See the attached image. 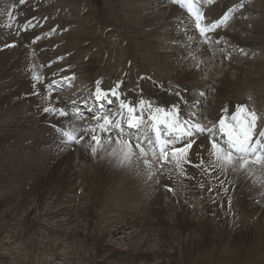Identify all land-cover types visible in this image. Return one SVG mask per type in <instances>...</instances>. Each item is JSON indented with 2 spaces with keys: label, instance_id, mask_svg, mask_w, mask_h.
<instances>
[{
  "label": "bare ground",
  "instance_id": "bare-ground-1",
  "mask_svg": "<svg viewBox=\"0 0 264 264\" xmlns=\"http://www.w3.org/2000/svg\"><path fill=\"white\" fill-rule=\"evenodd\" d=\"M46 1L47 0H29L27 3L29 5H20V11L23 12L24 10L43 6V3ZM235 1L236 0L218 1L220 5L217 4V2L214 3L211 6L212 17H217L224 8ZM68 6L69 4H63L58 7V11H68L70 9ZM45 8L47 7L43 6L42 11L30 12V15L25 18L24 22L29 21V25H31L38 19L49 16L44 11ZM176 11H178L177 6L168 5L164 14L162 10L159 12H148L142 17V28L149 29V32H151V30L157 31L158 29H164V31H166V28L170 27V23H172L174 19L180 18V15ZM41 12L43 13V17H36V15ZM159 18L160 22L158 23L160 24L156 23V20ZM77 21L81 23L80 20ZM57 26L59 31L62 25ZM237 28H240V30L236 31ZM85 29L87 30V28ZM232 29H222L218 32L222 42L216 45V49L223 47L225 43L229 44V41L242 42L245 47H262L263 42L260 41L255 43L256 40H248V43H246L247 40L242 36V33L248 30L238 23L233 24ZM33 30L36 32L34 38L43 31V29ZM12 38V35L0 32V83L1 80L5 81L8 78H10L7 84L9 87L14 85L15 81L19 83L14 90L10 89L5 91L6 94L0 90V116H2V113L10 111L11 107L18 109L23 106L24 108L20 121L14 120L11 121L12 124H10V122L0 119V123L2 122L0 124V130L8 127V130L14 133H25L27 135L29 133L27 130L36 129L34 127L35 125L43 124L46 120L55 123H66L68 117L45 113L43 111L45 107H55L66 111V102L61 104L59 101L63 99H60V95L58 98V96L56 97V95L44 90L41 85L29 82L31 77L42 75L43 72L40 69H34L33 61L30 62L28 59L24 58L23 53H27V51H25L27 45L23 42L21 44L14 42ZM45 40L49 39L43 38L41 41ZM96 40L99 43L102 41V39ZM200 41L201 39L198 36L192 40V42L197 43L199 54L202 53L201 55L203 58L197 57L199 55L194 52L190 55H182L184 62L182 61V64H179L181 66H177L178 68H182L179 69L180 72L167 75L170 77L168 80H172V84L168 85L167 81L161 83L164 88L167 87L169 89V94L164 93L165 91L161 93L160 88H155L152 84L148 83L147 79H139V76H132V73L129 75V83L136 87V90H133L131 93L132 96L144 95L160 103H169L175 99L173 94L178 87L183 88V90L186 88L192 89L193 86L190 84V81L199 83L197 81V76L200 75L199 73H203V71L207 70L210 76L203 74L208 78L200 82L202 84H199V87L196 86V88L204 89L206 87H216L218 90H222V88L226 89L232 87L235 82L233 81L234 78L228 71L229 69L226 70L227 68L234 67L232 59H228V56L219 51L212 54V52L208 51L206 45ZM47 43V47L44 50L46 57L42 63L47 65L46 74L48 76L51 77L59 74L74 75L76 72H82L87 75L88 86H93L98 78H104L98 71V65L91 58L76 66L73 65V67L59 65L61 63H54L62 56L52 53L54 45L49 42ZM18 51H21L24 60H17V58L14 57L15 53ZM169 54V57L173 56ZM158 58L162 61L161 66L166 68L167 65L163 64V59L160 56ZM193 58H197V60H193ZM188 59L190 63L194 64V68L187 69L189 72L184 71L183 67L186 68L185 65L182 66ZM52 62L53 65H49ZM225 63H227L226 68L219 65H224ZM138 65L140 66V63H138ZM213 65L219 66V68L217 67L218 70L216 67L213 68ZM135 68L136 67L133 69ZM237 71L236 69L235 72ZM26 72L28 73V80L22 78ZM15 73H17L18 76L12 81V76ZM22 73L23 75L21 76ZM241 74H237L235 78L237 79V86L235 87L238 91L237 94L244 91V89L251 91L250 89L253 88L258 92L259 89L257 87L259 85L263 92L262 94H264V88L261 87L259 80H242L240 79L242 76ZM121 75L122 74H120V76ZM113 77H116V71L112 74V78ZM249 84H255L256 86L249 87ZM63 94L69 95L70 93ZM262 94L259 93L258 96L264 100ZM255 97L257 96L255 95ZM221 98H223V96ZM241 98L240 96L239 101H241ZM29 101L39 105L40 110L36 106H31V111L27 113L25 104H28ZM40 101H45L46 106L40 104ZM218 101L220 104L210 110L212 114L210 121H215L220 117V109H234L235 102H232L231 99H218ZM209 103L216 104L214 100L211 102L209 100ZM262 107H264V105H262ZM36 116H38L40 120H43L40 122L36 121L34 119ZM43 130L50 132L52 129L51 127L44 128L40 125L39 131L42 132ZM3 133L6 135L2 136ZM9 134L10 133H7L6 130L0 133V156H10L11 154L8 148L14 144V141L11 140L12 135ZM41 136L45 138L44 134H41ZM101 142L103 147H98L95 155L92 154L88 146L89 143H91V137L85 136L81 143L71 146L49 145L50 148L47 146L49 151L47 150L48 152H46L44 150L46 154H44L43 151L42 154L44 159L42 160L37 159V161L33 163L30 162L31 159L30 161H20L18 166L19 172L17 171L18 173L15 174L21 181L20 189H23V196L3 201L6 197L9 198L13 196L14 198L18 196V194L14 193L16 192L15 190L7 194L6 197L0 201V242L10 228L16 225V221L18 220L22 222V229L26 232L36 230L39 234H42L41 219L46 216L56 215L53 211L47 213L44 212V210L54 208L55 204L61 203L60 214L68 217L70 224L71 220H73V223L76 225L71 231H64L63 229L54 231L58 234L57 239H60V241H47L45 245L39 248L41 253L50 252L52 256L54 255L56 258H60L61 251L65 250L68 246L71 248L72 245L75 244L74 242L77 241L81 246L93 244L92 242H94V248L88 251L90 255L86 256L83 255L84 253L82 254V256H85L82 259H85V262L87 261L85 264H133V261L142 260L148 262L154 258L164 259L160 264H172L174 262V255L167 252L168 248L175 249L176 252L180 249L178 252L180 254L178 264H186V262L191 260L198 252L219 245H224V247L225 245L231 246L232 244L238 246L250 245V247H264V179L250 178L249 174L244 171L237 174L233 173L231 170L220 171L219 169L212 168L210 166L209 155L211 147L210 141L201 138L195 141L189 149L191 150L187 153V161L189 162L183 165V172L169 165L173 170L180 171L183 177V180H181L177 175H171L170 180L166 181V186H172L173 191L170 192L167 190V187L163 184V182L168 179V175H165V171H163L162 175L163 181H157L160 184L155 185L152 175L143 169L145 176L140 178V181L136 184L137 190L141 189V192L149 194L150 196L146 195L148 197L147 203L139 205L137 207L138 209L135 210L137 211L135 214H138L139 219L142 221V227L140 229L137 228V239L130 242L126 249H118L111 240H108L110 235L108 233L103 234L105 230H100L103 234L100 235L99 230L96 229L95 222L98 219V215L95 207L101 200H103V203L113 201V199L111 200L110 192L105 195L106 187L104 183L108 184L118 173L134 165L121 164L120 160L122 159V153H118V150L116 152L112 143L110 144L105 141ZM200 146H202L201 149H199ZM113 152H115V154H112ZM10 158L12 161L14 156L11 154ZM9 167L10 165L5 167V170ZM257 176H264V173L258 172ZM123 179L122 177L119 178L120 181ZM6 182L10 184L11 181H5V179L2 181V183ZM136 182L137 181L132 182L129 179L127 180V184H125L130 188L134 186L133 184ZM255 182L260 183L259 185H254ZM140 185L142 188H140ZM1 186H4V184ZM112 189L113 188H111V190ZM77 191H82L86 194L89 198V202L86 201V203L84 201V196H78V199L76 197L75 199L78 200L80 208L77 206L72 207L70 205H65L66 202L63 203V196L67 193H76ZM126 191L125 193H128V195H133L131 189H127ZM236 191L241 194L239 199L240 205L232 207L231 204L233 203V198H235ZM119 192L118 190V193ZM115 193L118 194L117 191ZM182 194L187 195L186 198H189L187 199L188 202ZM119 196L120 195H118V197ZM129 197H131V195L127 196V198ZM193 197H195V200L201 199V206H197L193 203ZM49 198H53L54 201L47 202ZM71 198L69 197V200ZM253 198L259 200L253 203ZM139 202L140 200L135 203ZM192 203L194 205H191ZM112 205H114L113 202ZM240 213L245 216L244 220L241 219L242 222L240 218H244V216H239ZM136 222L138 221L136 220ZM84 230L87 231L85 232ZM143 235L145 237H143ZM7 236L9 239H12L11 235ZM155 243L158 246H154ZM44 250L45 252H43ZM81 253H79L80 256L78 260L81 259ZM31 262H35V257H31ZM41 263L53 264L54 261L46 260Z\"/></svg>",
  "mask_w": 264,
  "mask_h": 264
},
{
  "label": "rangeland",
  "instance_id": "rangeland-1",
  "mask_svg": "<svg viewBox=\"0 0 264 264\" xmlns=\"http://www.w3.org/2000/svg\"><path fill=\"white\" fill-rule=\"evenodd\" d=\"M48 1L49 0H47L46 2ZM86 1L91 2V5H89L85 9L83 8L85 4L82 6L81 4ZM74 2L76 3V5H73L71 7L72 3ZM63 4L64 5L69 4L68 7H70V9L68 11L67 10L64 11L63 14L58 16L59 19L50 22L51 25L56 23H62L60 24L62 25V27L59 30L61 31L63 28H67L72 24H77L78 22L77 20H80L81 23L77 24L78 27L74 26V28L71 31H69L67 34H62L61 40H66V43L59 49H56V51L55 49L52 50V53L62 57L66 56V52L69 54L71 50L75 51L74 54L68 56L66 61L62 62L59 65L72 66V67L73 65L76 66L77 64H80L83 61H85V57H89V55H91L94 52L96 55L94 56L92 54L89 58H91L98 65L99 73L105 76L103 74L104 73L103 70L101 69L104 64L103 62L104 60H108L110 63L112 64L114 63L115 65H119V63L124 64L126 57H128V55L130 54L131 56H129L127 59L128 66L131 61L129 59L132 58V56H134L137 58V62L142 64V66L144 67L143 69H145V71H147L148 68L156 69V71L159 73L161 77V80L167 81V84L171 85L172 80H168L170 77H168L167 75L169 74L173 75V73L180 72L179 69L182 68L181 67L178 68L177 66L179 64H182V61L184 62V58H182L184 55H188V54L190 55L194 52L197 55H199L197 57L203 58V56L201 55L202 53L199 54L198 51L199 48L197 47V43L192 42V40L195 37H197L195 35L196 33H194L190 25L184 23V21L187 22V17L179 9L176 12L180 15V18L174 19V21L170 23V27L166 28V31H164V29H158L157 31L151 30V32H149L150 31L149 29L142 28L143 25L142 17L146 15L148 12H159L161 10L163 11L164 14V11L167 9V6L171 5V4H167V0H65V3H58L55 8L47 7L44 9V11L49 16H52L53 14L52 10L57 9L58 11V7ZM217 4L220 5L219 2H217ZM81 7L82 9H80ZM2 10L3 9L0 8V11ZM83 10L84 13L82 16ZM64 14L66 15L63 17ZM158 22H160V18L156 20V23ZM236 23H238L246 30H248L245 31V33L244 32L242 33V36H244L247 40L246 43H248V40L250 41L256 40L255 43L260 41L263 42V45L262 47L261 46L254 47L255 49L259 48L258 50L255 51L257 53L254 56H250L252 53L251 50L241 53L240 52L231 53L230 52L231 48L228 49L229 51L228 53H223L224 55L228 56L227 57L228 59H232L233 62L232 64L234 67L227 68L226 70L229 69L228 71L230 72V74H232V77L234 78L233 81L235 82L233 83L232 87L226 89L222 88V90H218L216 87L204 88L205 89L204 91L207 94V98L203 99L204 101L203 111H205V113L209 115V120L212 115L210 112L211 108H214L220 104L218 99L235 100L241 95L244 96V94L248 93L247 89H244V91L240 92L241 94L240 93L237 94L238 91L235 89V87L237 86V79H235L237 74L242 73L241 74L242 76L240 77V79L242 80L243 79L259 80V82L261 83V87L264 88V0H257L253 4V8L250 9V14L247 17L246 21H238ZM232 27L233 24L229 28V30L232 29ZM85 28H87V30ZM238 30H240V28L236 29V31ZM12 37L14 42H17L19 44L22 43L16 37L14 36ZM96 39H102V44H100ZM58 41H60V39L55 40V38L52 37L49 40L40 41V43L45 44L47 46L48 44L47 42L55 45L56 43H58ZM228 43L245 47L244 43L242 42L229 41ZM99 44L102 47L101 51H98V48L96 47V45ZM32 46L37 47V45H32ZM93 47H95V49ZM234 48L237 47L234 46ZM25 51H27V53H23L24 58L28 59L30 62L31 61L34 62V69H39L37 66L38 63H40L41 61L43 62L46 57L44 50L39 52L38 55H36L33 49L26 46ZM87 53L89 54L87 55ZM168 54L173 56L169 57ZM23 56L21 54V51H18L14 55V57L17 58V60H21V61L24 60ZM159 56L163 59V64L167 65L166 68L161 66L162 61L158 58ZM69 58L70 59L76 58L75 61H80V62H73L74 64H71L68 62ZM193 60H197V58L196 59L193 58ZM98 63L101 64L99 65ZM133 63L135 65L136 61L133 60ZM184 65L186 68L183 67V69L184 71L187 72H189L188 71L189 69L194 68V64L190 63L189 59L186 60L182 66ZM219 65L222 66L223 68L227 67V63H225L224 65L223 64H219ZM213 66H214L213 68L215 67L219 68V66L216 65ZM134 67L135 66H132V68H130L131 71L129 72V75L133 73L132 70H134L133 69ZM235 68L238 70L237 72H235L236 71ZM123 69L129 70V67L127 68V66H125ZM208 72L209 71L207 70V71H203V73L202 72L199 73L200 75L197 76L198 78L197 81L199 83H197L196 81H190V84L193 87L196 86L199 87V84H202L200 82H203L208 78L203 74L210 76ZM79 73L84 82L83 84L88 86L87 75L82 72H76L74 75H78ZM22 75L23 73L21 74V76ZM17 76L18 74L15 73L12 76V81H14L17 78ZM132 76H134V73L132 74ZM140 78L141 77L139 76V79ZM8 81H10V78L5 80L6 87L5 90H2L4 94H6L5 91L7 90L10 89L14 90V88L18 86L19 83L15 81L14 85H11L9 87V85H7L9 83ZM250 86L255 87L256 85L249 84V87ZM259 86L257 87L259 89L258 92L262 94L263 92ZM250 90L253 93L252 94L253 98H256L257 100L261 98L260 96H258L259 93L257 91H254V88ZM255 95L257 97H255ZM222 96L223 98H221ZM262 96H264V94H262ZM61 98L63 100L59 102L61 104H64L65 100L62 97V95H60V99ZM209 100L210 102L214 100V103L216 104L214 105L212 103H209ZM40 104L46 106L45 101H40ZM31 106H36L40 110L39 105H36L34 102L29 101L28 104H25V109L27 113L31 111L32 109ZM23 108H24L23 106L19 107L18 109L11 107L10 111L2 113L0 119H2V121L10 122V124H12L11 121L14 120L20 121L23 115L22 113ZM259 108H260L259 111L262 113L264 111V107L260 106ZM5 115H10V116H5ZM34 119L38 122L43 120V119L40 120L38 116H36ZM47 122L49 121L46 120L43 124L40 125H42L44 128L50 127L48 125H45V123ZM3 130H6L7 133H10L9 135H12L10 130H8V127L4 128ZM3 130H0V133ZM32 133L37 134V132L35 131H33ZM14 134L15 135H12L11 137V140L14 141V144L9 146L8 148V151L11 152L12 156H14V159L11 161L10 158L11 154L10 156L9 155L0 156V171H2L0 172L2 173L0 174V198L2 197L0 201L3 200L7 194L15 190L16 192L14 193L18 194V196H15L14 198L13 196L9 198L6 197L3 201H8L9 199H15L23 196L22 195L23 189H20L21 181L18 177H16L17 175L15 174L19 172L18 171L19 162L23 160L30 161L31 159L30 162L33 163L36 162L37 159L42 160L44 159L43 158L44 156L42 154L43 151L45 150L46 152H48L49 151L48 148H50L48 144H44L41 142H36L35 144L34 142L32 143L33 138H31L29 141L24 140V138L27 137L25 133H14ZM4 135L6 134L3 133L2 136ZM22 139L23 141H21ZM201 147L202 146H200L199 149H201ZM115 148L114 150L116 152L118 150V153L119 152L121 153L119 149L117 148L115 149ZM45 151L44 154H46ZM190 151L191 150H189L188 153ZM8 165H10V167L7 168L8 170L6 169L7 170L6 171L5 167H7ZM143 176H145L144 171L139 168L137 169L134 166H130L124 171H121L120 173H118L117 176H115L111 181H109L108 184L104 183V186L106 187L105 195L108 192L111 193V200L113 199L112 202L115 206L112 205L111 201L103 203V200H101L97 203L98 205L95 207V210L98 215V219L95 222L96 229L99 230L100 235H103L104 233H108L110 235V237H108V240H111L112 243L118 249H126V247L129 245L130 242H132L134 239H137L138 237V233L136 232L137 228L140 229L142 227L141 224L142 221L139 219L138 214H135V212H137L135 210L138 209L137 207L139 205L147 203L146 202L148 199L147 196L149 195L141 192V189L139 188H138L139 190H137L136 184L140 181V178H142ZM120 177L124 179L120 181L119 180ZM4 179L5 181H9V182L11 181L10 184L7 182L2 183ZM129 179L132 182L137 181L136 183L133 184L134 186L130 188L128 185H127L128 187L126 186L127 180ZM259 183L260 182H255L254 185L257 184L259 185ZM3 184L4 186H1ZM111 188H113L112 189L113 191L115 192L117 191V193L118 190L120 192L116 194L111 190ZM140 188H142V186ZM127 189H131V193H133V195L129 194L131 195V197L129 198H127V196H129L128 193H125L127 192L126 191ZM171 191H173V189H171ZM118 195L120 196L118 197ZM240 195H241L240 192L236 191L235 198H233L232 200L233 201V203L231 204L232 207L240 205V201H239ZM78 196L79 197L84 196L85 198L84 201L89 202V198L88 196H86V194H84L82 191H77L76 193L74 192V193L65 194L63 196V203L66 202L65 205H70L72 207L77 206L78 208H80V205L78 204V200L75 199V197L78 199ZM69 197L71 198L70 200ZM47 200H48L47 202L54 201L53 198H49ZM138 200H140V202L135 203ZM258 200L259 199L256 200L254 198L252 199L253 203L257 202ZM193 203H195L197 206H201V199H196V200L194 199ZM193 203L191 205H194ZM60 204L61 203L55 204L54 208L51 209L48 208L44 210V212L47 213L53 211L56 213V215L49 217L46 216L41 219L42 234H39L38 231L36 230H30L29 232H26L25 230L22 229V222L20 220L16 221V225L10 228V230L6 233L5 237L0 242V264H39V263L42 264L41 262H45L46 260L54 261L53 264H82V262L83 264H85L87 261L85 262V259H82L85 257L82 256V254L84 253L83 255L89 256L90 253L88 251L89 249L92 250L94 248V242H92L93 244H89L86 246H81L79 243H77L78 241L74 242L75 244L72 245L71 248H69L68 246L65 250L61 251L60 258H56V256L54 255L52 256L50 252H45V250L43 251L45 253L40 252L39 248L45 245L47 241H52V242H55L56 240L60 241V239L59 240L57 239L58 234H56L54 231H59L62 229L64 231H71V229L74 228V226L76 225L75 223H73V220H71V224H70L68 217L60 214V208H61ZM241 215L242 217L244 216L242 213H240L239 216ZM241 219L244 220L245 216L244 218H240V220ZM136 220L138 222H136ZM100 230H105V231H103L102 234ZM84 231L86 232L87 230ZM7 235H11L12 239L11 238L9 239ZM143 237L145 236L143 235ZM154 246H158V245L155 243ZM179 251L180 249H178L177 252L175 251V249L172 248L167 249V252L169 254L174 255V262L172 264H178V259L180 255L178 253ZM79 253H81L80 260H78L80 256ZM31 257H35L34 263L31 262ZM69 257L73 260H71ZM263 258H264V247H256V246L250 247V245L238 246L234 244H232L231 246L225 245L224 247V245L221 246L219 245L198 252L191 258V260L187 261L186 264H258L259 262H260L259 264H264ZM162 261H164V259L162 260V259L154 258L148 262L142 260L136 262L133 261V264H160Z\"/></svg>",
  "mask_w": 264,
  "mask_h": 264
},
{
  "label": "snow or ice",
  "instance_id": "snow-or-ice-1",
  "mask_svg": "<svg viewBox=\"0 0 264 264\" xmlns=\"http://www.w3.org/2000/svg\"><path fill=\"white\" fill-rule=\"evenodd\" d=\"M175 3H181L186 6L192 15V23L195 25L199 34L204 39L200 42H208V33L214 31L224 23L228 14L220 21L212 24H202V12L194 5L200 0H174ZM20 4L25 0H19ZM36 81H41L38 76L33 77ZM57 82L52 81L49 87ZM97 82L94 98L97 102L107 101L111 104L113 101L109 98L118 97V86L107 91L101 89ZM177 97L180 96L176 92ZM203 95V94H202ZM122 97L123 94L119 93ZM75 103V102H73ZM202 105V101H200ZM104 108V104L99 105ZM179 104H173L167 108L162 106H153L151 99L143 98L137 101L126 103L120 99L119 110L115 116L120 119H112L107 115L95 116L97 121L95 128L85 127L77 129L74 125L71 128L60 129V135L69 142L81 143L84 136L80 132L91 133V143L89 147L93 155L97 153L98 147H103L101 142V133H110L113 130H119V137L127 136L129 139L116 140L120 145L122 153L121 164H132L135 160H143V163L150 162L147 159L149 155L160 163L161 169L172 165L183 172V165L187 161L188 150L192 147L194 138L207 134L210 141V166L220 171L231 170L233 173L247 172L250 178L264 179V176H257V173H264V124L258 126V120L261 115L254 110H249L246 105H237L235 111L230 116V123H226L224 118H220L218 123H213L210 127L199 122L196 113H189L186 116L179 112ZM139 108V112L137 109ZM45 113H51L62 117H70L72 114L64 109L55 107H45ZM227 113L228 109L222 110ZM77 116L79 113L76 114ZM103 123H100V121ZM126 125V128L124 127ZM99 130V131H97ZM132 141H135L133 146ZM111 143L109 139L107 141ZM183 145L177 147V145ZM144 145L147 146V150ZM138 149V151H136ZM112 154H115L113 152ZM203 162V161H202ZM171 191V189H168Z\"/></svg>",
  "mask_w": 264,
  "mask_h": 264
}]
</instances>
